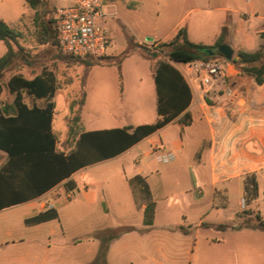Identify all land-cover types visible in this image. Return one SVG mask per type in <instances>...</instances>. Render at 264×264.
Segmentation results:
<instances>
[{
  "label": "crops",
  "instance_id": "0c3cea01",
  "mask_svg": "<svg viewBox=\"0 0 264 264\" xmlns=\"http://www.w3.org/2000/svg\"><path fill=\"white\" fill-rule=\"evenodd\" d=\"M120 1L143 15H148L147 7L152 4V12L156 16V3H164V8L165 3L176 0ZM203 1L204 4L200 5ZM189 3L185 12L179 10L176 20L164 29L158 33L156 28L142 30L141 36L134 41L138 44H143V38L149 44L167 41L185 24L190 41L211 45L221 27L225 26V44L233 51L253 52L258 48L261 42L259 35L264 33V0H189ZM107 14L106 17H114ZM41 46L45 49L40 55L39 72L35 73L37 61H33L25 68L33 70L34 75L25 78L31 79L40 74L41 69H46L52 72L58 86L52 61L56 64L59 61V50L49 45ZM110 48L109 43L103 57L109 56ZM140 56L144 61H125L129 55L119 61V97L125 94L127 79H135L139 83L144 80L148 90L139 87L138 98L142 103L148 99L156 108L155 70L160 62L168 61H156V58L150 61L142 53ZM168 63L181 74L190 89L191 99L185 110L120 154L76 170L34 199L1 209L0 212L18 206L25 229L16 228L9 218H0V264H46L45 259L52 250H60L59 264H89L87 259L75 260L77 256L72 250L84 246L85 254L90 257L97 254L99 241L92 238L91 233L96 229L94 216L98 207L104 215L115 217L118 225L114 228H132L109 243L106 264H119L120 259L128 255L156 264V254L188 252L195 264H264V229L258 226L256 218L264 221V80L258 84L253 79L230 74L231 67L227 76L215 81L206 93H202L187 82L182 64ZM92 67L105 70L114 65ZM227 89L231 90L230 95H227ZM58 90L59 86L54 95ZM79 92L80 85L73 99ZM87 96L85 91L84 102L78 109L80 130L88 132L142 125L85 128L81 113ZM160 119L156 115L155 121ZM52 131L55 133L53 127ZM55 134L57 150L68 154L75 148L77 137L68 140L59 132ZM186 138L188 142H185ZM159 144L164 147L163 151L172 154L170 162L161 163L155 159L153 147ZM109 163L119 165L125 186L107 188L78 182V177L85 170ZM251 174L256 179L257 195L246 203L243 179ZM135 177L138 179L134 180ZM67 180L73 181L74 188L66 190L64 183ZM143 184L147 187V196ZM147 201L155 205L152 225L148 227L142 224ZM59 208L64 209L67 220L72 218L76 222L83 238L80 239V235L65 236V229L61 227L59 233L50 230L49 235L62 236L53 242L50 236L47 242L43 240L33 244L28 241L24 234L27 228L60 220ZM46 209H55L57 218L35 225L24 223L25 219ZM219 225L225 228H215ZM39 255L42 259L35 262L34 258Z\"/></svg>",
  "mask_w": 264,
  "mask_h": 264
},
{
  "label": "trees",
  "instance_id": "16d2710c",
  "mask_svg": "<svg viewBox=\"0 0 264 264\" xmlns=\"http://www.w3.org/2000/svg\"><path fill=\"white\" fill-rule=\"evenodd\" d=\"M43 0H24L34 11L41 6ZM49 11H47L48 13ZM34 22L37 18L34 17ZM36 42L38 45H49L57 48L53 20L38 21ZM227 29L222 26L211 45L194 43L189 40L185 24L179 27L167 41L146 45L134 42L141 53L148 59L163 56L164 61L176 64H188L193 61H207L217 55L207 50H217L225 44ZM261 42L253 52L235 51L228 61L232 64L230 74L253 79L260 84L264 80V33H260ZM23 33L8 26L0 20V42L5 46L0 56V77L11 68L16 72L10 75L6 82L8 92L13 95L11 103H0V153L6 160L0 165V210L27 200L34 199L44 192L67 179L76 170L94 164L101 160L112 158L144 137L153 133L166 123L181 114L188 106L191 92L181 74L168 62H160L154 74L156 93L155 112L160 120L152 124H142L135 127L114 128L108 130L88 131L75 130L69 127L68 136L77 137L75 148L68 154L55 147L56 134L52 131L54 103L52 97L58 88L51 71L41 69L40 74L31 79L25 78L18 71L31 65L30 56L22 46ZM131 40H133L131 38ZM60 58V57H59ZM100 58H78L63 55L69 65L91 67L99 64ZM84 77L80 82V92L70 103V113L74 114L72 122L79 121L78 109L85 98L83 88ZM120 81L121 76L118 73ZM23 95L43 101L42 106H28L23 101ZM135 177L134 180H137ZM66 190L74 188V183L67 180ZM144 193L148 195L143 184ZM257 195V184L253 174L243 179V199L249 203ZM155 205L147 201L142 217L143 226L152 225ZM57 218L55 209H46L35 216L24 220L26 225H35ZM258 220V226L264 229V221ZM223 229L224 225L215 226ZM131 227H116L99 232L95 238L99 247L95 259L89 264H106L105 254L109 243L123 233L131 231Z\"/></svg>",
  "mask_w": 264,
  "mask_h": 264
},
{
  "label": "rangeland",
  "instance_id": "374dc122",
  "mask_svg": "<svg viewBox=\"0 0 264 264\" xmlns=\"http://www.w3.org/2000/svg\"><path fill=\"white\" fill-rule=\"evenodd\" d=\"M74 0H43L41 6L37 9L36 14L30 9L24 0H0V20H3L8 26L18 29L23 33L22 46L30 56L31 63L35 62V70L39 72V64L41 63L40 55H43L45 46L38 45L36 42V34L39 28L38 21L41 19L53 20V13L56 8L70 5ZM105 12L107 15H113L114 17H107L105 19V26L107 29L108 39L110 43V54L105 59L97 62L96 65L113 64L114 67L100 70L96 67H84L83 65H69L65 60H62L63 55L58 52V62L54 63V71L58 78L59 90L55 93L54 102V116L52 120V127L56 132H59L62 138H68L69 127L73 126L75 130H80V124L73 123L72 117L74 114L70 113V103L73 97L78 93L79 85L82 77L87 73L85 82V91L88 92L85 106L82 109L83 125L85 128L100 127V126H120L122 124H152L156 118V112L153 102L149 103L146 99L145 103H142L138 98L139 87L147 91L148 87L145 85L144 80L139 83L137 80L125 81V94L121 98L119 97V88L117 85V78L119 73V61L124 57H129L125 61H144L140 56L141 50L134 45V39H138L141 36V31H149L156 28V33L164 29L166 26L176 20L179 10L185 12V9L189 6V0L183 3L181 0L165 3L163 8L162 4L156 3V16L153 14L152 4L147 7L148 15H143L141 11L134 12L129 6H125L122 1L116 0L111 3L105 1ZM204 4V1L199 3ZM160 7L157 9V7ZM47 11H49L47 13ZM165 16V17H163ZM37 18L34 22L33 19ZM131 38L133 40H131ZM143 44L151 45L146 38L142 40ZM59 50V49H58ZM215 50V49H213ZM5 46L0 42V56L4 53ZM235 51H233L234 56ZM60 57V58H59ZM163 56H157L156 61H164ZM150 61H155L154 58ZM50 64L51 62L48 61ZM181 68V67H180ZM16 72L13 68L5 71L0 77V103H11L13 95H11L6 87V82L11 74ZM24 77H31L34 75L33 70H27L22 68L18 71ZM225 74L227 76L228 74ZM153 96V94H152ZM23 101L28 106H42L43 101L33 99L27 95H23ZM91 126V127H90ZM187 141V138L185 139ZM187 146V144H186ZM153 157V156H152ZM5 160V156L0 154V164ZM78 182L80 184L85 183L91 186L101 185L102 187H123L125 186L124 177L121 173V169L117 163H109L107 166L92 167L85 170L79 177ZM102 182V183H101ZM101 208H97L95 213V230L92 231L91 236L95 238V235L99 232L113 229L118 225V221L112 214H103ZM61 213L60 220H53L50 223L41 225L39 227L27 228L24 232L28 241H32L33 244L47 242L48 236L53 242L61 235L51 234L50 230L59 233L60 228L65 230V236H79L81 237V231L76 222L72 218L67 220L64 217V209L59 208ZM21 209L16 206L10 209L0 212V218H9L12 220V224L16 228L25 229V226L20 218ZM25 231V230H23ZM1 235V227H0ZM98 240V239H97ZM99 243V242H98ZM59 251H50L49 256L45 259L46 264H59ZM74 255L77 256L75 260H90L91 263L96 255L85 254V247H79L72 250ZM89 258V259H88ZM41 255L34 258L35 262H40ZM152 264L144 258H133L131 255L125 256L120 259L119 264ZM73 264V263H71ZM156 264H195L190 253H183L180 255H173L169 253L156 254Z\"/></svg>",
  "mask_w": 264,
  "mask_h": 264
},
{
  "label": "built area",
  "instance_id": "2783aa9c",
  "mask_svg": "<svg viewBox=\"0 0 264 264\" xmlns=\"http://www.w3.org/2000/svg\"><path fill=\"white\" fill-rule=\"evenodd\" d=\"M106 18L103 0H75L70 5L56 8L53 26L60 53L78 58L103 57L109 45ZM231 67L228 59L221 56L183 65L187 82L202 93H206L215 81L222 79ZM226 92L227 95L231 94L230 89ZM163 150L161 144L153 147L155 159L161 163L170 162L172 154Z\"/></svg>",
  "mask_w": 264,
  "mask_h": 264
},
{
  "label": "water",
  "instance_id": "95a60500",
  "mask_svg": "<svg viewBox=\"0 0 264 264\" xmlns=\"http://www.w3.org/2000/svg\"><path fill=\"white\" fill-rule=\"evenodd\" d=\"M207 52L212 54V55L224 57L228 60L231 59V57L233 55V50L226 44L218 47L215 52L213 50H209V49L207 50Z\"/></svg>",
  "mask_w": 264,
  "mask_h": 264
}]
</instances>
